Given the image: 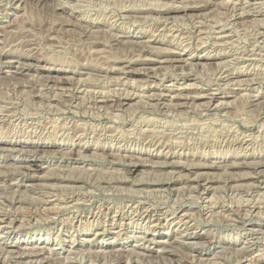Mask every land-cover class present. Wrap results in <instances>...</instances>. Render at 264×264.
<instances>
[{
  "label": "rangeland",
  "instance_id": "obj_1",
  "mask_svg": "<svg viewBox=\"0 0 264 264\" xmlns=\"http://www.w3.org/2000/svg\"><path fill=\"white\" fill-rule=\"evenodd\" d=\"M19 1L0 0V141L25 144L0 148V264H264V0ZM25 57L51 72L11 75Z\"/></svg>",
  "mask_w": 264,
  "mask_h": 264
},
{
  "label": "bare ground",
  "instance_id": "obj_2",
  "mask_svg": "<svg viewBox=\"0 0 264 264\" xmlns=\"http://www.w3.org/2000/svg\"><path fill=\"white\" fill-rule=\"evenodd\" d=\"M2 1V0H1ZM9 1V0H8ZM11 2L12 1H14V4H15V1L17 2V1H19V0H10ZM143 1V0H142ZM157 1V0H156ZM170 1V0H169ZM20 2V1H19ZM80 2H81V0H80ZM75 3V2H74ZM142 3V2H141ZM261 3V2H260ZM264 3V2H263ZM9 4V3H8ZM16 4H18V3H16ZM174 4V3H173ZM254 4V3H253ZM13 5V4H12ZM66 6V5H65ZM196 6V5H195ZM243 6V5H242ZM39 7V6H38ZM75 7V6H74ZM135 7V6H134ZM259 7V6H258ZM24 8V7H23ZM209 8V7H208ZM183 11H186L187 9H184V8H181ZM251 10V9H250ZM258 10V9H257ZM244 12H245V10H244ZM170 13H171V11H170ZM249 13V12H248ZM255 13V12H254ZM110 14V13H109ZM235 14V13H234ZM104 15H106V14H104ZM182 15V14H181ZM205 17V16H204ZM56 19V18H55ZM111 20V19H110ZM202 20V19H201ZM12 22V21H11ZM165 22H166V20H165ZM219 22V21H218ZM112 23V22H111ZM222 23V22H221ZM87 24V23H86ZM246 24V23H245ZM3 26V25H2ZM5 26V25H4ZM8 26V25H7ZM160 28V27H159ZM174 28V27H173ZM233 28V27H232ZM168 29V28H167ZM223 29V28H222ZM230 29V28H229ZM36 30V29H35ZM201 30V29H200ZM211 30V29H210ZM48 31V30H47ZM157 32V31H156ZM27 33V32H26ZM231 34V33H230ZM33 35V34H32ZM49 35V34H48ZM210 36V35H209ZM212 36V35H211ZM215 40V39H214ZM6 42V41H5ZM117 42V41H116ZM33 44L35 45V43L33 42ZM201 44V43H200ZM56 45V44H55ZM203 45V44H202ZM212 45V44H211ZM50 46V45H49ZM211 49V48H210ZM22 50V49H21ZM196 52V51H195ZM94 53V52H93ZM2 54H4L2 51H1V54H0V59L2 58L3 60L4 59H6L7 58V56L6 55H3L2 56ZM18 54V53H17ZM29 55V54H28ZM28 55H27V57H28ZM34 55V54H33ZM234 55V54H233ZM182 56V55H181ZM27 57H25V60L24 61H20V60H17V61H7V63H9V64H11V66H8L9 68H11V69H13L14 68V70H12V71H10V72H12L11 73V75H27V74H29V73H31L32 71H34V73H37L38 74V76L45 70V72L46 73H50L51 72V70H52V68H47L46 66H43V65H41V64H34L33 62H30V61H28L29 59L27 58ZM75 57V56H74ZM189 57V56H188ZM239 57H241V56H239ZM243 57V56H242ZM46 58V57H45ZM72 58H73V56H72ZM184 58H186V57H180L179 59L180 60H177V61H182L181 59H184ZM174 59V58H173ZM188 59V58H187ZM240 59V58H239ZM85 61V60H84ZM83 61V62H84ZM206 61V60H205ZM17 62V63H16ZM186 62V61H185ZM202 62V61H201ZM0 63H2V62H0ZM38 63H39V61H38ZM223 63V62H222ZM232 63V62H231ZM92 64V63H91ZM203 64V63H202ZM246 64V63H245ZM75 65V64H74ZM203 66V65H202ZM224 66V65H223ZM227 66V65H226ZM137 67V66H136ZM145 68V67H144ZM253 68V67H252ZM54 69V68H53ZM55 69H56V67H55ZM106 71V70H105ZM210 71V70H209ZM2 71L0 70V73H1ZM6 72V71H5ZM216 72V71H215ZM7 73V72H6ZM33 73V74H34ZM64 73V72H63ZM2 74V73H1ZM152 74V73H151ZM207 74V73H206ZM120 75V74H119ZM260 75V74H259ZM33 76V75H32ZM41 76V75H40ZM107 76V75H106ZM53 77V76H52ZM51 77V78H52ZM80 77V76H79ZM237 77H240V75H230V74H228V75H226V81H228V82H234L235 81V79L237 78ZM252 77V76H251ZM54 78V77H53ZM116 78V77H115ZM5 79V78H4ZM42 79V78H41ZM59 79V78H58ZM132 79V78H131ZM260 79V78H259ZM51 80H53V79H51ZM239 80V79H238ZM261 81V80H260ZM47 82V81H46ZM58 82V81H57ZM219 82V81H218ZM222 82V81H221ZM239 82H241L240 80L239 81H237V79H236V83H239ZM259 82V81H258ZM60 83V82H59ZM243 83V82H242ZM241 83V84H242ZM47 84H49V83H47ZM89 84V83H88ZM168 84V83H167ZM240 84V83H239ZM245 84H246V81H245ZM140 85V84H139ZM148 85V84H147ZM24 86V85H23ZM117 86V85H116ZM156 86V85H155ZM178 86V85H177ZM234 86V85H233ZM245 86V85H244ZM37 87V86H36ZM88 87V86H87ZM153 87V86H152ZM181 87V86H180ZM235 87V86H234ZM43 88V87H42ZM60 88V87H59ZM100 89V88H99ZM61 90V89H60ZM196 90V89H195ZM260 90V89H259ZM120 91V90H119ZM150 91H154V90H152L151 89V87H150V89H149V92ZM216 91V90H215ZM102 92V91H101ZM105 92H106V90H105ZM137 92V91H136ZM247 92V91H246ZM87 93V92H86ZM182 93V92H181ZM201 93V92H200ZM204 93V92H203ZM99 94V93H98ZM181 95V94H180ZM69 96V95H68ZM126 96V95H125ZM128 96V95H127ZM58 97V96H57ZM128 97H130V96H128ZM179 97V96H178ZM236 97V96H235ZM256 97V96H255ZM258 97V96H257ZM13 98V97H12ZM103 98H105V97H103ZM102 98V102L104 103V101H105V99H103ZM169 98V97H168ZM180 98V97H179ZM108 99V98H107ZM112 99H113V97H112ZM147 99V98H146ZM191 99V98H190ZM197 99H199V97H197ZM209 99H211L212 101H214V103H216V101H218L219 102V98H218V95L216 94V93H214V94H211L210 96H209ZM232 99V98H231ZM126 100H128V98L127 99H124L123 101H120V100H117V99H115V100H111L110 99V101H115V103H121V104H124V102H126ZM194 100V99H193ZM208 100V99H207ZM96 101V100H95ZM157 101V100H156ZM159 101H161V100H159ZM185 101V100H184ZM187 101H189V99L187 100ZM224 101V100H223ZM256 101V100H255ZM258 101V100H257ZM109 102V101H108ZM144 102V101H143ZM197 102V101H196ZM28 103V102H27ZM37 103V102H36ZM31 104V103H30ZM180 104V103H179ZM29 105V104H28ZM188 105V104H187ZM218 105V104H217ZM28 107V106H27ZM35 107V106H34ZM23 108H25V107H23ZM70 108V107H69ZM5 109V108H4ZM48 110V109H47ZM51 110V109H50ZM15 111V110H14ZM56 111H58V110H56ZM215 111V110H214ZM237 111V110H236ZM16 112V111H15ZM15 112H13L12 110L11 111H8L7 109L6 110H0V119L2 118V117H4L3 115L5 114V115H8L9 117H10V114H14ZM35 112V111H34ZM6 113H9V114H6ZM33 114V113H32ZM115 114V113H114ZM231 114V113H230ZM112 115V114H111ZM13 116V115H12ZM239 116V115H238ZM245 116V115H244ZM130 117H131V115H130ZM153 117V116H152ZM231 117V116H230ZM237 117V116H236ZM123 118V117H122ZM151 118V117H150ZM157 118V117H156ZM232 118V117H231ZM241 118V117H240ZM9 119H11V118H9ZM1 120H3V119H1ZM143 120V119H142ZM150 120V119H149ZM158 120V119H157ZM245 120V119H244ZM164 121V120H163ZM138 122H139V120H138ZM192 123H193V121H192ZM250 123V122H249ZM17 124V123H16ZM161 124V123H160ZM195 124V123H194ZM78 125V124H77ZM189 125V124H188ZM203 125V124H202ZM165 126V125H164ZM195 126V125H194ZM208 126V125H207ZM18 127V126H17ZM25 127V126H24ZM183 127V126H182ZM191 127V126H190ZM53 128V127H52ZM60 128V127H59ZM155 128V127H154ZM205 128V127H204ZM230 128V127H229ZM2 129V128H1ZM61 129V128H60ZM152 129V128H151ZM225 129H226V127H225ZM13 130V129H12ZM39 130V129H38ZM82 130V129H81ZM106 130V129H105ZM229 130V129H228ZM37 131V130H36ZM9 132V131H8ZM39 132V131H38ZM152 132V131H151ZM157 132V131H156ZM172 132V131H171ZM175 132V131H174ZM11 133V132H10ZM219 133V132H218ZM25 134V133H24ZM91 134V133H90ZM110 134V133H109ZM141 134V133H140ZM202 134V133H201ZM7 135V134H6ZM53 135V134H52ZM119 135V134H118ZM161 135V134H160ZM222 135V134H221ZM202 136V135H201ZM250 136V135H249ZM74 138V137H73ZM97 138V137H96ZM104 138V137H103ZM190 138V137H189ZM20 139V138H19ZM166 139V138H165ZM177 140V139H176ZM187 140V139H186ZM202 140V139H201ZM12 141V140H11ZM16 141V140H15ZM251 141V140H250ZM76 142V141H75ZM174 142V141H173ZM183 142V141H182ZM262 142V141H261ZM39 143V142H38ZM137 143V142H136ZM179 143V142H178ZM163 144V143H162ZM17 145H20V146H22V147H25V144L23 143H18V142H8L7 144H5V143H3V142H1L0 141V148H2V147H8V146H17ZM171 145V144H170ZM31 146V145H30ZM247 146V145H246ZM40 147V146H39ZM70 147V146H69ZM132 147V146H131ZM140 147V146H139ZM192 147V146H191ZM213 147V146H212ZM41 148H43L42 146H41ZM199 148V147H198ZM228 148V147H227ZM32 149V148H31ZM246 149V148H245ZM159 151V150H158ZM206 151V150H205ZM237 151H238V149H237ZM259 151V150H258ZM32 152V151H31ZM115 152V151H114ZM174 152V151H173ZM232 153V152H231ZM261 153V152H260ZM175 154V153H174ZM179 154V153H178ZM156 155V154H155ZM172 155V156H171ZM170 156H168V153L166 152L165 154H159V155H156L155 157L157 158V159H163V163L164 164H166L165 166H172V164H173V162H172V158H173V153L171 154ZM181 155V154H180ZM182 156V155H181ZM32 157V156H31ZM179 157V156H178ZM1 158V157H0ZM27 158H28V156H27ZM30 159V158H29ZM150 159V158H149ZM153 159V158H152ZM250 159H253V158H250ZM263 160L264 159V156H260L259 157V160ZM180 160V159H179ZM178 160V161H179ZM212 160V159H211ZM153 161V160H152ZM152 161H151V163H152ZM155 161V160H154ZM162 161V160H161ZM185 161V160H184ZM247 161H248V159H247ZM254 161V160H253ZM258 161V160H257ZM33 162V161H32ZM137 162V161H136ZM156 162V161H155ZM158 162H160V161H157V163ZM146 163V162H145ZM219 163V162H218ZM218 163H217V165H218ZM225 163V162H224ZM230 163V162H229ZM2 164H3V162H2ZM6 164V163H5ZM11 164V163H10ZM33 164V163H32ZM41 164V163H40ZM40 164H38V162L37 163H35L34 164V166H36V167H41V165ZM136 164H138V163H135V165L133 166V168H131L130 169V171L131 172H133V171H136L137 170V165ZM156 164V163H155ZM160 164V163H159ZM29 165V164H28ZM188 165V164H187ZM216 165V164H215ZM213 166V168H218V166ZM222 165H223V163H222ZM225 165V164H224ZM243 165H244V163H243ZM156 166V165H155ZM226 166V165H225ZM246 166L247 167H251L252 169H254L255 171H257L258 173H260V172H262L263 170H264V161H259L258 163H255V162H247V164H246ZM222 167V166H221ZM242 167V166H241ZM34 168V167H33ZM42 168V167H41ZM57 168H59V167H57ZM78 168V167H77ZM202 169H210V168H208V167H201ZM225 168V167H224ZM230 168V167H229ZM37 169H39V168H37ZM171 169V168H170ZM173 169V168H172ZM176 169V168H175ZM181 169H183V167L181 168ZM191 169V168H190ZM219 169H222V168H219ZM102 170V169H101ZM129 170V169H128ZM146 170V169H145ZM167 170V169H166ZM231 170V169H230ZM79 171V170H78ZM148 171V170H147ZM201 171V170H200ZM207 171V170H206ZM212 171H214V170H212ZM193 172V171H192ZM197 172V171H196ZM232 172H233V170H232ZM71 173V172H70ZM156 173V172H155ZM193 174V173H192ZM40 175V174H39ZM253 175V174H252ZM52 176V175H51ZM264 176V175H263ZM263 176H261L260 178H262V180H261V184H263L264 183V177ZM44 178V177H43ZM259 178V179H260ZM236 179V178H235ZM256 179V178H255ZM171 180V179H170ZM32 181V180H31ZM204 181V180H203ZM248 181H250V180H248ZM256 181V180H255ZM246 182V181H245ZM254 182V181H253ZM17 183V182H16ZM197 183V182H196ZM199 183V182H198ZM256 182H254V184H255ZM258 183L260 184V182L258 181ZM4 184V183H3ZM205 184V183H204ZM246 184H247V182H246ZM122 185V184H121ZM212 185V184H211ZM101 186V185H100ZM201 186V185H200ZM249 186H251V185H249ZM171 187V186H170ZM207 187V186H206ZM209 187H211V186H209ZM209 187L207 188V189H209ZM65 188V187H64ZM72 188V187H71ZM78 188V187H77ZM172 188H173V185H172ZM202 188V187H201ZM230 188V187H229ZM104 189H106V188H104ZM110 189V188H109ZM112 189V188H111ZM137 189V188H136ZM159 189V188H158ZM157 189V190H158ZM204 189V188H203ZM224 189V188H223ZM247 189V188H246ZM255 189H256V187H255ZM254 189V190H255ZM75 190V189H74ZM126 190V189H125ZM134 190V189H133ZM155 190V189H154ZM168 190V189H167ZM177 190V189H176ZM186 190H188V189H186ZM253 190V189H252ZM253 190V191H254ZM262 190V189H261ZM20 191V190H19ZM50 191V190H49ZM72 191V190H71ZM119 191V190H118ZM159 191V190H158ZM162 190L160 189V192H161ZM245 191V190H244ZM256 191V190H255ZM54 192V191H53ZM59 192V191H58ZM151 192V191H150ZM155 192H157V191H155ZM182 192V191H181ZM225 192H226V190H225ZM240 192V191H239ZM238 192V193H239ZM260 192V191H259ZM259 192H258V194H259ZM67 193V192H66ZM75 193V192H74ZM77 193V192H76ZM141 193V192H140ZM147 193V192H146ZM163 193V192H162ZM227 193V192H226ZM255 193H257V192H254V194ZM55 194V193H54ZM70 194H72V193H70ZM160 194V193H159ZM158 194V195H159ZM183 194V193H182ZM193 194H195V193H193ZM241 194V193H240ZM252 194V193H251ZM257 194V195H258ZM262 194V193H261ZM57 195V197H58V194H56ZM56 195H55V197H56ZM78 196H79V193L77 194ZM77 195H76V197H77ZM162 195V194H161ZM165 195V194H164ZM179 195V194H178ZM48 196V195H47ZM66 196H68V195H66ZM196 196V195H195ZM211 196V195H210ZM63 197V196H62ZM70 197V196H69ZM166 197V196H165ZM184 197V196H183ZM214 197H215V195H214ZM249 197V196H248ZM11 198V197H10ZM18 198V197H17ZM44 198V197H43ZM54 198V197H53ZM59 198V197H58ZM73 198V197H72ZM213 198V197H212ZM16 199V198H15ZM19 199V198H18ZM181 199V198H180ZM234 199V198H233ZM56 200V199H55ZM60 200V199H59ZM62 200V199H61ZM60 200V201H61ZM67 200H69V199H67ZM66 200V201H67ZM77 200V199H76ZM76 200H75V202H76ZM235 200V199H234ZM261 200V199H260ZM260 200H258L257 199V201H260ZM63 201H64V199H63ZM175 201H177V200H175ZM251 200H249V202H250ZM45 202H46V200H45ZM79 202V201H78ZM88 202V201H87ZM248 202V203H249ZM253 202H255V201H253ZM59 203V202H58ZM64 203H66L65 201H64ZM68 203V202H67ZM72 203V202H71ZM238 203V202H237ZM46 204V203H45ZM54 204V203H53ZM137 204V203H136ZM175 204V203H174ZM225 204V203H224ZM231 204V203H230ZM247 204V203H246ZM9 205V204H8ZM67 205V204H66ZM65 205V206H66ZM69 205V204H68ZM110 205V204H109ZM256 205V204H255ZM255 205H253V206H255ZM49 206H51V204L50 205H48V207ZM56 206V208H57V205H55ZM55 206H53L52 205V207H55ZM132 206H134V205H132ZM147 206V205H146ZM249 206V205H248ZM13 207V206H12ZM45 207H46V205H45ZM48 207H46V208H48ZM51 207V208H52ZM62 207H64V205L62 204L61 205V208ZM135 207V206H134ZM256 207H259V206H256ZM20 208V207H19ZM44 208V207H43ZM46 208H44V209H46ZM50 208V207H49ZM46 209V210H48V211H50L51 209ZM55 208V209H56ZM59 208H60V204H59ZM59 208H57L58 210H60ZM68 208V207H67ZM126 208V207H125ZM124 208V209H125ZM145 208V207H144ZM251 208V207H250ZM261 208V207H260ZM5 209V208H4ZM23 209V208H22ZM31 209V208H30ZM38 209V208H37ZM52 209H54V208H52ZM101 209V208H100ZM131 209V208H130ZM129 209V210H130ZM133 209V208H132ZM143 209V208H142ZM173 209V208H172ZM245 209V208H244ZM46 210H43L44 211V213H45V211ZM146 210V209H145ZM2 211V210H1ZM35 211V210H34ZM40 211H42V210H40ZM39 211V212H40ZM54 211L55 210H53V213L52 214H54ZM136 211V210H135ZM141 211V210H140ZM255 211V210H254ZM36 212H37V210H36ZM137 212V211H136ZM135 212V213H136ZM145 212V211H144ZM235 212V211H234ZM253 212V211H252ZM263 212H264V210H263ZM50 213V212H49ZM57 213V212H56ZM119 213V212H118ZM128 213V212H127ZM130 213V212H129ZM135 213H133V214H135ZM149 213V212H148ZM154 213V212H153ZM155 213H156V211H155ZM224 213V212H223ZM31 214V213H30ZM39 214V213H38ZM51 214V215H52ZM116 214V213H115ZM124 214V213H123ZM132 214V215H133ZM145 214V213H144ZM185 214H186V212H185ZM184 214V215H185ZM262 214H264V213H262ZM24 215V214H23ZM35 215H36V213H35ZM42 215V214H41ZM46 215V214H45ZM49 215V214H48ZM47 215V216H48ZM75 215V214H74ZM86 215V214H85ZM142 215V214H141ZM158 215V214H157ZM162 215V214H161ZM160 215V216H161ZM224 215H225V213H224ZM80 216V215H79ZM107 216V215H106ZM115 216V215H114ZM148 216V215H147ZM183 216V215H182ZM4 217V216H3ZM35 217H37V216H35ZM46 217V216H45ZM100 217V216H99ZM120 217H121V215H120ZM124 217V216H123ZM143 217V216H142ZM154 217V216H153ZM163 217H164V215H163ZM181 217V216H180ZM188 217V216H187ZM229 217V216H228ZM1 218H2V216H1ZM0 218V219H1ZM5 218V217H4ZM34 218V217H33ZM39 218H40V216H39ZM48 218V217H47ZM50 218V217H49ZM128 218V217H127ZM135 217H133V219H134ZM146 218V217H145ZM165 218V217H164ZM175 218V217H174ZM222 218V217H221ZM38 219V218H37ZM75 219V218H74ZM73 219V220H74ZM141 219V218H140ZM156 219H158V218H156ZM166 219V218H165ZM188 219V218H187ZM2 220V219H1ZM11 220H13V219H11ZM20 220V219H19ZM36 220V219H35ZM72 220V221H73ZM125 220V219H124ZM124 220H122V221H124ZM147 220H148V218H147ZM9 221V220H8ZM34 221V220H33ZM40 221V220H39ZM42 221V220H41ZM71 221V220H70ZM71 221V222H72ZM77 221V220H76ZM114 221V220H113ZM129 221V220H128ZM182 221V220H181ZM2 222V221H1ZM11 222V221H10ZM16 222V221H15ZM25 222V221H24ZM79 222V221H78ZM159 222V221H158ZM172 222V221H171ZM4 223H5V221H4ZM16 223H18V222H16ZM26 223V222H25ZM155 223V222H154ZM12 224V223H11ZM19 224H20V222H19ZM84 224V223H83ZM146 224V223H145ZM148 224V223H147ZM151 224V223H150ZM149 224V225H150ZM1 225V224H0ZM71 225H72V223H71ZM192 225V224H191ZM8 226V225H7ZM12 227V226H11ZM103 228V227H102ZM237 228V227H236ZM202 229V228H201ZM14 230V229H13ZM264 230V229H263ZM2 231V230H1ZM249 231H250V233H252L253 234V237H255L254 236V234H256V233H258L259 231H257V229H249ZM6 232V231H5ZM242 232V231H241ZM263 232V231H262ZM261 232V233H262ZM162 233V232H161ZM186 234V233H185ZM138 235V234H137ZM246 235H247V233H246ZM259 235H261V234H259ZM252 236V235H251ZM147 237V236H146ZM145 237V238H146ZM200 237V234L199 233H187V238L188 239H198ZM248 237H250V236H248ZM252 237V238H253ZM261 237V236H260ZM260 237H258V238H260ZM143 239V238H142ZM165 239V238H164ZM211 239V238H210ZM249 239V238H248ZM263 239V238H262ZM207 240V239H206ZM216 240V239H215ZM256 240H257V238H256ZM89 241V240H88ZM158 241V240H157ZM246 241V240H245ZM264 241V240H263ZM4 244V243H3ZM13 244V243H12ZM161 244V243H160ZM169 244H171V243H169ZM201 244V243H200ZM244 244V243H243ZM242 244V245H243ZM255 244H256V242H255ZM262 244V243H261ZM168 245V244H167ZM172 245V244H171ZM195 245V244H194ZM247 245H249V244H247ZM64 246V245H63ZM72 246V245H71ZM241 246V245H240ZM239 246V247H240ZM258 246H259V244H258ZM40 247V246H39ZM48 247V246H47ZM177 247V246H176ZM180 247V246H179ZM222 247V246H221ZM18 248V247H17ZM21 248V247H20ZM35 248V247H34ZM164 248H166V247H164ZM247 248V247H246ZM12 249V248H11ZM31 249H33V247L31 248ZM37 249H41V248H37ZM46 249H48V248H46ZM162 249V248H161ZM176 249V248H175ZM13 250H15V249H13ZM24 250V249H23ZM45 250V249H44ZM91 250V249H90ZM100 250V249H99ZM116 250V249H115ZM202 250V249H201ZM245 250V249H244ZM258 250H259V247H258ZM36 251V250H35ZM34 251V252H35ZM39 251V250H38ZM42 251H43V249H42ZM76 251V250H75ZM103 251H106V250H103ZM102 251V253H104ZM218 251V250H217ZM248 251V250H247ZM30 252V251H29ZM181 252V251H180ZM39 253V252H38ZM116 253V252H115ZM242 253H244V252H242ZM32 254V253H31ZM48 254V253H47ZM51 254H52V252H51ZM59 254V253H58ZM57 254V255H58ZM158 254V253H157ZM198 254V253H197ZM255 254V253H254ZM8 255V254H7ZM30 255V254H29ZM41 255V254H40ZM44 255H46V253L44 254ZM43 255V256H44ZM49 255H50V252H49ZM53 255V254H52ZM52 255L50 256L51 258H52ZM72 255V254H71ZM77 255V254H76ZM102 255V254H101ZM109 255V254H108ZM119 255V254H118ZM244 255V254H243ZM5 256V255H4ZM3 256V257H4ZM22 256V255H21ZM42 256V255H41ZM61 256V255H60ZM66 256V255H65ZM211 256V255H210ZM242 256V255H241ZM245 256V255H244ZM25 257V256H24ZM46 257H48V256H46ZM76 257V256H75ZM209 257V256H208ZM222 257V256H221ZM247 257V256H246ZM249 257V256H248ZM259 257V256H258ZM5 258V257H4ZM27 258V257H26ZM31 258V257H30ZM34 258V257H33ZM91 258V257H90ZM109 258V257H108ZM158 258V257H157ZM165 258V257H164ZM172 258V257H171ZM174 258V257H173ZM210 258V257H209ZM15 259V258H14ZM20 259V258H19ZM28 259H29V257H28ZM39 259V258H38ZM38 259H36L37 261H38ZM44 259V258H43ZM53 259V258H52ZM56 259V258H55ZM54 259V260H55ZM70 259V258H69ZM197 259V258H196ZM243 259V258H242ZM3 260H5V259H3ZM24 260V259H23ZM34 260V259H33ZM33 260H32V262H33ZM41 260V259H40ZM45 260V259H44ZM51 260V259H50ZM132 260V259H131ZM130 260V261H131ZM134 260V259H133ZM156 260V259H155ZM188 260V259H187ZM192 259H190V261H191ZM198 260V259H197ZM215 260V259H214ZM251 260V259H250ZM260 260L261 259H257V260H252V261H248V260H245L244 261V263L245 264H253V262L255 261V263L254 264H256V263H259L260 262ZM11 261V260H10ZM14 261V260H13ZM29 261V260H28ZM68 261V260H67ZM72 261V260H71ZM74 261V260H73ZM136 261V260H135ZM256 261H258V262H256ZM262 261H264V260H262ZM2 262H4V261H2ZM23 262V261H22ZM24 262H25V260H24ZM23 262V264H25ZM36 261H34V263H35ZM79 262H80V259H79ZM101 262V261H100ZM125 262V261H124ZM171 262V261H170ZM180 262V261H179ZM179 262H177V264L179 263ZM181 262H183V261H181ZM6 263V262H5ZM17 263V262H16ZM19 263V262H18ZM31 263V262H30ZM44 263V262H43ZM53 263V262H52ZM51 263V264H52ZM56 262H54V264H55ZM72 263V262H71ZM78 263V262H77ZM82 263V262H81ZM87 263V262H86ZM133 263V262H132ZM136 263V262H135ZM150 263V262H149ZM186 263V262H185ZM204 263H205V261H204ZM229 263V262H228ZM235 263H237V261L235 262ZM10 264V263H9ZM12 264V263H11ZM20 264V263H19ZM22 264V263H21ZM38 264H42V263H38ZM46 264V263H45ZM50 264V263H49ZM73 264V263H72ZM85 264V263H84ZM119 264V263H118ZM171 264H173V263H171ZM183 264V263H182ZM202 264H203V262H202ZM224 264V263H223Z\"/></svg>",
  "mask_w": 264,
  "mask_h": 264
}]
</instances>
